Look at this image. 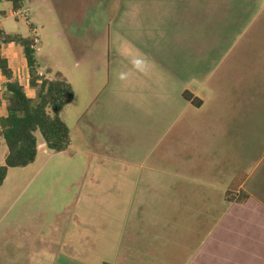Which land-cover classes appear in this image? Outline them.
Wrapping results in <instances>:
<instances>
[{"label": "rangeland", "instance_id": "1", "mask_svg": "<svg viewBox=\"0 0 264 264\" xmlns=\"http://www.w3.org/2000/svg\"><path fill=\"white\" fill-rule=\"evenodd\" d=\"M186 1L26 0L18 12L13 11L10 3H0V28L7 34L34 36L42 76L64 79L74 92L72 103L61 112L70 130L69 147L62 152L50 151L37 131L35 163L25 168H10L0 188V264H48L40 251L38 235L47 228L41 225L39 213L45 212L46 224L52 223V207L67 194L65 190L86 192L118 187L119 180L109 173H117L119 166L109 163L94 165L99 169L100 180L95 184L93 172L87 166V152L97 156L122 152L123 156L132 158L151 156L167 160L168 163L159 166L182 173L181 176L170 180L159 175L151 181L152 187L164 191L173 183L187 188L190 211L188 208L184 218L204 220L206 237L220 220L231 218L239 228L232 238L229 235L222 238L218 249L221 259L213 264L263 263L264 14L261 11L264 0H258L254 11L248 14L242 11L246 5L236 4L235 0H202L201 3L190 0L188 4ZM252 14L254 23L248 33L252 41L243 47L251 51L249 57L241 52L242 44L234 51L239 64L237 73L236 69L233 72L236 75H232L233 79L242 78L241 64L248 70L253 99H248L247 110L235 105L231 114L226 115V109L221 108L214 114L191 116L199 121L196 131L190 124L188 131L180 125L170 132V123L177 117L153 116L146 113L145 106H139L141 100L135 99L134 92L148 89L147 85L133 83L136 63L149 61L146 56L150 52L155 57L157 53L161 59L163 53L164 59L177 58L178 43L186 51L184 60L198 59L194 52L199 43L197 36L204 34L203 22L210 28V35L220 36L221 53H224L240 36ZM215 21L221 22L212 28ZM200 46L199 59L206 65L208 60V65H215L214 48L208 50L202 43ZM4 54L18 61L21 52L18 46L10 45L4 48ZM17 63L16 78L25 92L36 99L38 88L29 84L26 68ZM4 85L0 73L1 97ZM247 86L249 90L251 87ZM7 153L0 136V166ZM242 194L249 198L239 202L237 199ZM167 198L178 199L173 196L155 199L161 205ZM174 203L181 204L177 200ZM243 256L246 261L240 259Z\"/></svg>", "mask_w": 264, "mask_h": 264}, {"label": "crops", "instance_id": "2", "mask_svg": "<svg viewBox=\"0 0 264 264\" xmlns=\"http://www.w3.org/2000/svg\"><path fill=\"white\" fill-rule=\"evenodd\" d=\"M186 2L191 3L190 0ZM201 2L202 0H193L192 3ZM233 2L245 4L246 7L244 9L242 7L245 13L254 11V4L259 3L258 0ZM262 3L264 4V1ZM261 13L264 14V7ZM229 16L230 19L234 17V12ZM238 17H241V13ZM220 22L215 21L212 28ZM253 23L254 14L241 30L240 36L235 38L234 44L224 53H221L220 36L210 35L208 33L210 28L207 29L204 22L203 27L206 30H203V36L196 38L199 43L195 45L194 54L198 56V59L184 60L186 51L181 43H178V51H175V47L173 48V51L179 55L174 59H164L165 53L161 54L162 59L157 56V53L156 57L153 52H150L149 56H146L147 53L145 56L149 58V61L143 59L145 61L136 63L133 70V75H136L133 83L147 85L148 89L147 92H134L135 99L137 97L141 100L139 106H145L143 109L146 113L153 116L177 117L170 123V132L174 126L180 125L188 131L190 124L196 131L199 121L191 116L214 114L221 108L226 109L227 115L231 114L235 105L247 110L248 99H253L250 94L252 80L248 70L241 64L242 78L233 79L232 75H236L233 72L236 69L237 73V64H239L234 51L236 53V49L241 44V52L248 53L249 57L251 50L247 47L243 50V47L252 41L248 33ZM218 40L219 43H217ZM201 43L206 45L208 50L214 48L216 54L214 61H211L215 65H208L209 60L206 65L205 61L199 59ZM18 47L21 52L18 61L10 60L5 56L3 48V55L9 60L15 78L17 62L24 66L28 73L23 59V49ZM207 54L210 55V53ZM247 85L251 87L249 90ZM184 95H191L192 100H198V104L195 105L192 100L185 99ZM0 106H2V109L0 108V117H2L5 114V99L1 98ZM184 116L187 118L182 119ZM44 147H46L45 144ZM85 158L88 169L93 172L95 184H98L100 180L99 169L94 165L106 166L107 163L118 165L117 173H109L112 178L119 180L118 187L94 188L86 192L67 189L65 190L67 194L59 198L57 205L52 207V223L46 224L47 214L39 213L41 225L47 228V231H41L38 235L39 243H41L40 251H43L42 258L48 264H213L220 261L221 254L218 249L223 242L222 238L228 235L232 238L234 232L239 229L237 224L233 223L231 218L220 220L206 237L204 220L184 218V213L190 211L187 188L173 183L164 191L152 187L151 181L156 180L159 175H165L170 180L181 176L182 173H175L159 166L162 163H168L167 160L151 156L132 158L123 156L122 152L120 155L99 156L87 152ZM157 196H173L178 199L167 198L164 200L165 204L159 205L155 199ZM175 200L181 204H175ZM62 201L67 202L60 203ZM196 211H200L199 207ZM238 247L235 246V250H240ZM240 259L246 261L245 256ZM262 260L264 264V256Z\"/></svg>", "mask_w": 264, "mask_h": 264}, {"label": "trees", "instance_id": "3", "mask_svg": "<svg viewBox=\"0 0 264 264\" xmlns=\"http://www.w3.org/2000/svg\"><path fill=\"white\" fill-rule=\"evenodd\" d=\"M11 4L14 12L23 7L26 0H0ZM34 36L23 37L7 34L0 29V73L5 79L4 116L0 117V136L3 138L8 153L0 166V188L3 186L10 168H25L33 164L37 157L39 131L46 148L54 152L65 151L70 145V130L61 118L63 109L72 103L74 92L69 83L60 78L49 79L40 75L36 60ZM15 44L23 49L24 63L28 69L29 84L38 88L36 99L30 97L14 77L13 68L3 55L4 46ZM191 101V95H184ZM198 101V100H197ZM192 100L193 104H198ZM246 194L240 195L239 202L248 200Z\"/></svg>", "mask_w": 264, "mask_h": 264}, {"label": "built area", "instance_id": "4", "mask_svg": "<svg viewBox=\"0 0 264 264\" xmlns=\"http://www.w3.org/2000/svg\"><path fill=\"white\" fill-rule=\"evenodd\" d=\"M41 74V76H42V73H40Z\"/></svg>", "mask_w": 264, "mask_h": 264}]
</instances>
